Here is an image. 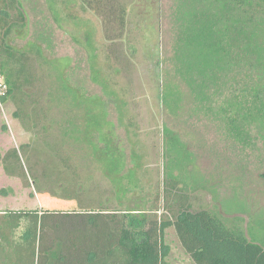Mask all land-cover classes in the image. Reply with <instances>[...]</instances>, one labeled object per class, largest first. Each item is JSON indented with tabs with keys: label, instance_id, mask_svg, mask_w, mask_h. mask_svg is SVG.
<instances>
[{
	"label": "rangeland",
	"instance_id": "1",
	"mask_svg": "<svg viewBox=\"0 0 264 264\" xmlns=\"http://www.w3.org/2000/svg\"><path fill=\"white\" fill-rule=\"evenodd\" d=\"M18 1L25 27L8 42L16 50L37 48L52 62L42 101L51 106L54 124L46 122L48 130L40 126L36 137L14 117L17 103H0V216L9 210L78 207L76 202L39 194L31 184L29 163L40 171L36 163L43 153L37 155L32 148L59 139L61 157L78 169L83 189H94L96 198L112 209L158 207L163 213L162 196L175 183L172 193L186 195L194 209L209 210L228 228L264 245V123L249 119L239 134L216 114L227 100L236 98L252 113V91L262 88L264 74L260 68L242 69L237 81L224 85L213 115H207L175 68L186 13L194 7H213V0H119L127 10V28L115 41L107 34L101 12L89 9L82 0ZM59 23L69 26L61 28ZM86 35L94 57L84 46ZM161 81L182 92L177 116L160 101ZM90 100L96 101L95 106L87 103ZM98 108H106L113 128L110 138L87 126ZM13 149L28 167L26 179L3 170L2 157ZM117 152L126 159L123 168L107 162L109 154ZM166 242L173 264H195L174 228L167 230ZM28 261L38 264L31 256Z\"/></svg>",
	"mask_w": 264,
	"mask_h": 264
},
{
	"label": "trees",
	"instance_id": "2",
	"mask_svg": "<svg viewBox=\"0 0 264 264\" xmlns=\"http://www.w3.org/2000/svg\"><path fill=\"white\" fill-rule=\"evenodd\" d=\"M82 3L101 12L112 41L123 38L127 10L119 0ZM212 4L206 9L188 10L174 57L177 76L194 91L207 115H213V106L223 94L224 85L237 81L242 69L260 68L264 74V0H213ZM24 20L18 0H0V103H17L14 117L35 133L40 126L48 130L46 122L54 124L51 106L42 101L50 85L48 70L54 66L37 48L21 51L9 44L13 34L25 27ZM86 38L88 44L85 40L84 46L94 57L89 49L90 37ZM171 85L161 81L160 101L177 116L182 92ZM261 87L252 91L251 103L253 109H258L255 114L253 109L252 113L247 112L248 107L238 98L227 100L216 114L223 115L234 132H241L240 128H246L251 120L264 123V85ZM95 102L87 103L95 106ZM106 115V108L94 110L87 126L110 138L113 128ZM61 142L45 141L43 148H32L37 155L40 150L43 153L42 160L36 163L42 167L40 171L29 163L34 178L31 184L39 194L76 202L78 207L72 211L4 212L0 216L2 264H11L12 259L14 264H27L30 256L38 264H173L169 260L171 247L166 242L170 228L175 229L182 248L195 264H264V245L228 228L209 210L194 209L186 195L172 193L177 189L175 183L162 196L166 204L163 213L158 207L152 211L112 209L96 198L94 189H83L78 169L61 157ZM125 161L120 152L107 157L108 163L118 162L121 168L126 166ZM2 167L12 177L26 179L29 175H25L28 167L17 149L2 157Z\"/></svg>",
	"mask_w": 264,
	"mask_h": 264
}]
</instances>
